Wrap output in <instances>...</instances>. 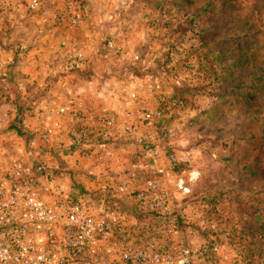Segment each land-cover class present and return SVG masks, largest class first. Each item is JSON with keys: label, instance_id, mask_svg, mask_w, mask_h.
Segmentation results:
<instances>
[{"label": "rangeland", "instance_id": "374dc122", "mask_svg": "<svg viewBox=\"0 0 264 264\" xmlns=\"http://www.w3.org/2000/svg\"><path fill=\"white\" fill-rule=\"evenodd\" d=\"M61 1L64 4L61 9L49 10L43 0L32 9L29 0L31 21L77 26L71 19L78 14L82 20L83 0ZM159 1L164 3L146 12V28L152 29L148 31H153L156 45L170 46L163 65L169 64L168 73L174 84L169 94L153 87L159 92L157 107L148 111L155 113L156 125L167 132L166 136L159 131L155 133L159 135L156 145L161 150L158 165L167 168L165 185L173 188L177 181H184L192 186L194 194H176L178 204L186 210L178 218L179 227L172 229L171 234L167 220L142 214L133 192L105 200L116 199L117 215L131 240L153 235L160 244L196 246L204 238L216 237L219 246L227 243L221 252H228L232 264H264V0ZM37 14L41 19L35 21L39 18ZM147 41L144 47L153 45ZM68 114L57 117L53 113L58 121L39 134L41 150H48L49 157L32 152H25V156L33 159V164L59 159L66 168V177L60 183L71 190L70 198L75 201L86 186L81 185L82 181L72 185L70 168L61 148L56 146L62 128L60 118ZM131 119L138 121L137 116ZM22 122L20 127L27 133L29 126L26 120ZM57 123L61 127L54 130L48 142L44 141L43 133L54 129ZM138 127V134L144 135L140 123ZM125 144L132 149L134 167L140 170L136 172L142 179L138 185L125 182L131 184H127L128 189H138L152 175L155 165L137 157L140 147L131 140H121V145ZM118 148L116 151H112L115 147L108 148L110 153L103 154L111 156ZM169 152L177 157V170L171 169ZM118 181L124 180L108 179ZM95 193L89 195L94 211L105 198ZM198 194L201 197L195 203L189 200ZM193 205L203 206V214L213 223L201 226L191 223L188 214ZM183 221H187L188 228ZM255 221L259 223L257 226L253 225Z\"/></svg>", "mask_w": 264, "mask_h": 264}, {"label": "crops", "instance_id": "0c3cea01", "mask_svg": "<svg viewBox=\"0 0 264 264\" xmlns=\"http://www.w3.org/2000/svg\"><path fill=\"white\" fill-rule=\"evenodd\" d=\"M28 2L0 0V178L10 170L11 161L25 157V152L42 158L51 155L41 150L39 134L58 121L53 113L59 107L72 102L71 111L80 109L93 117L107 109L117 117L114 132L119 137V144L112 150L119 147L117 153L106 156L103 152L110 151L95 143L91 148L87 146L91 155L85 156L70 142V131L75 127L72 113L60 118L62 128L56 146L70 168L72 185L82 181L85 188L97 189L114 177L140 184L132 149L122 146L121 140L127 141L123 128L128 122L134 123L131 118L140 111L155 110L157 91L169 94L174 84L169 64L163 65L170 46L156 45L153 31H148L152 29L146 28L147 10L164 2L83 0L82 20L69 27L66 22L46 25L31 21ZM43 2L49 10L64 6L61 0ZM147 39L152 46L144 47ZM109 40L114 46L111 51ZM77 54H83L84 60L71 71L69 60ZM127 113L132 114L130 118ZM25 120L27 133L20 127ZM199 197L201 194L188 198L195 203ZM204 211L201 205L190 207V222L212 224ZM226 245L221 244L219 253Z\"/></svg>", "mask_w": 264, "mask_h": 264}, {"label": "built area", "instance_id": "2783aa9c", "mask_svg": "<svg viewBox=\"0 0 264 264\" xmlns=\"http://www.w3.org/2000/svg\"><path fill=\"white\" fill-rule=\"evenodd\" d=\"M38 3L32 0L30 8L35 9ZM71 20L78 24L80 15L75 14ZM107 46L110 51L114 48L112 40ZM83 59V54L74 55L68 68H77ZM72 106L68 103L54 112L57 117L73 113L72 145L85 156L92 143L114 149L119 138L114 132L117 117L107 109L93 117L80 109L71 111ZM154 114L142 111L138 121L128 122L123 128L124 135L140 147L137 157L155 165L152 175L138 189H128L130 183L125 181L108 182L100 189H82L73 201L71 190L60 183L66 177V168L59 159L33 164L29 156L14 158L9 172L0 178V264H232L228 252L219 253L216 237L204 238L196 246L160 244L153 235L131 240L117 215L116 199L105 200L133 192L144 216L167 220L170 234L179 227L178 218L186 208L178 204L176 194L191 195L193 188L184 181H177L173 188L165 185L167 168L158 165L161 150L155 133L166 136L167 132L156 125ZM139 123L145 129L144 135L138 134ZM60 127L57 123L54 129H47L42 139L48 142ZM168 159L171 169L177 170L175 154L169 152ZM92 191L105 195L96 211L89 196ZM183 226L189 227L187 221ZM202 232L206 233L204 229Z\"/></svg>", "mask_w": 264, "mask_h": 264}]
</instances>
